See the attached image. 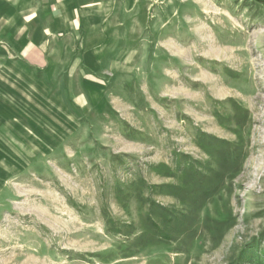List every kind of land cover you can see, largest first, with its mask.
Returning a JSON list of instances; mask_svg holds the SVG:
<instances>
[{
	"label": "rangeland",
	"instance_id": "obj_1",
	"mask_svg": "<svg viewBox=\"0 0 264 264\" xmlns=\"http://www.w3.org/2000/svg\"><path fill=\"white\" fill-rule=\"evenodd\" d=\"M21 1L0 0V264H264V3L116 0L98 40Z\"/></svg>",
	"mask_w": 264,
	"mask_h": 264
},
{
	"label": "crops",
	"instance_id": "obj_2",
	"mask_svg": "<svg viewBox=\"0 0 264 264\" xmlns=\"http://www.w3.org/2000/svg\"><path fill=\"white\" fill-rule=\"evenodd\" d=\"M116 0H23L21 6L31 10L33 24L37 29L47 30L48 34L56 31V34H77L85 32L97 35L101 40V34L113 30V18L121 12L114 8ZM22 12L24 11L21 10ZM129 12V9H125ZM40 13H47V18H42ZM19 23V22H18ZM6 23H2V27ZM17 24L16 29L25 31L23 25ZM120 25V24H119ZM20 37V36H19ZM101 45L94 47L100 48Z\"/></svg>",
	"mask_w": 264,
	"mask_h": 264
},
{
	"label": "built area",
	"instance_id": "obj_3",
	"mask_svg": "<svg viewBox=\"0 0 264 264\" xmlns=\"http://www.w3.org/2000/svg\"><path fill=\"white\" fill-rule=\"evenodd\" d=\"M262 3H264V0H260Z\"/></svg>",
	"mask_w": 264,
	"mask_h": 264
}]
</instances>
